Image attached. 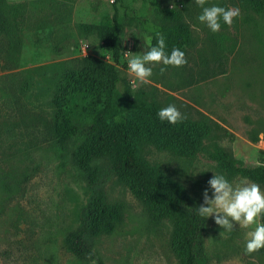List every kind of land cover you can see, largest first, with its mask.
Listing matches in <instances>:
<instances>
[{
	"label": "rangeland",
	"instance_id": "obj_1",
	"mask_svg": "<svg viewBox=\"0 0 264 264\" xmlns=\"http://www.w3.org/2000/svg\"><path fill=\"white\" fill-rule=\"evenodd\" d=\"M155 1L0 0V168L14 154L7 161L14 176L26 165L32 172L23 195L14 199L10 222L0 224V264H183L174 241L185 214L155 212L139 199L111 173L96 135L67 137L50 124L55 117L63 127L87 124L103 106L112 61L96 28L110 25L114 8L126 63L114 65L116 90L126 86L131 101L155 111L175 105L204 127L199 151L182 155L147 138L134 108L127 107L123 114L135 127V150L149 166L176 183L198 209L214 173L233 183L253 182L230 174L209 154L223 150L246 165H264V9L256 10L254 0H208L205 7L241 12L231 27L221 21L213 33L198 20L202 8L195 0H157L174 15ZM182 27L179 49L187 64L167 66L163 74L165 66L157 65L150 82L140 84L126 56L143 55L145 37L155 46L156 33L166 43L174 38L172 29ZM172 50L166 43V53ZM98 202L118 210L119 218L111 231L94 234L82 217ZM77 229L90 234L93 258L68 251L66 238ZM249 230L235 224L227 232L214 218H203V264H264V249L245 254Z\"/></svg>",
	"mask_w": 264,
	"mask_h": 264
},
{
	"label": "trees",
	"instance_id": "obj_2",
	"mask_svg": "<svg viewBox=\"0 0 264 264\" xmlns=\"http://www.w3.org/2000/svg\"><path fill=\"white\" fill-rule=\"evenodd\" d=\"M155 6L174 15L171 9L163 8L157 0ZM253 6L258 11L263 10L264 0H254ZM122 28L116 8L111 15L110 25L96 28L101 45L108 51L112 61V64L107 65L106 97L103 106L95 110L87 124H67L63 127L62 124H58L56 117L55 121L53 120L54 123L50 124L63 129L67 137L81 133L96 135L95 143L100 146L98 150H103L109 157L111 173L123 179L139 199L155 212L163 214L183 212L185 219L178 228L174 241L175 248L182 257L183 264H203L201 239L203 218L176 183L157 169L150 167L136 152L133 140L135 127L125 117L123 111L127 107L134 108L137 121L141 124L147 138L162 149L182 155H193L199 151L204 127L187 119L176 125L162 122L158 118V111L131 101V95L126 86L122 93L116 90V83L120 81V78L115 72L114 65L120 64L123 68L126 67V63L121 60L119 48ZM172 31L175 33L174 38L166 43L172 49L180 48L185 40V28H173ZM8 153L3 152V155L7 156ZM10 157H14V154H8L0 168V224L4 225L7 221L10 222L11 213L14 215V199L23 195L25 184L32 176L27 165L20 167L14 176V166L7 164ZM209 157L232 175H239L255 183L264 184L263 164L246 165L223 150L216 154H209ZM118 218V210L108 209L106 205L98 202L87 209L82 217V223L91 228L90 233L96 234L111 231ZM84 231L86 230L77 229L70 232L66 238V246L75 258L87 260V258H93L94 253L89 241L90 234ZM5 233L7 230H3L1 239L7 241L9 236H5Z\"/></svg>",
	"mask_w": 264,
	"mask_h": 264
},
{
	"label": "clouds",
	"instance_id": "obj_3",
	"mask_svg": "<svg viewBox=\"0 0 264 264\" xmlns=\"http://www.w3.org/2000/svg\"><path fill=\"white\" fill-rule=\"evenodd\" d=\"M207 2L208 0H195L196 5L202 8L198 20L213 33L220 31L221 21L231 27L234 19L241 15L238 7L227 9L216 5L205 7ZM156 37L155 46L152 45L151 36L143 39V47L146 49L143 55L126 56L128 68L140 84L150 82L153 67L157 65L165 66L160 68L163 74L167 66L179 68L187 64L184 51L174 48L169 55L165 51L164 36L156 33ZM157 115L162 122L166 121L173 125L187 119L172 104L161 108ZM207 184L209 187L203 190V203L198 206V214L205 219L214 218L215 223L227 232L233 231L235 224L242 229H250L246 234L245 254L264 249V223L260 222L261 216H264V190L260 185L247 180L233 183L224 175L216 173L207 181Z\"/></svg>",
	"mask_w": 264,
	"mask_h": 264
}]
</instances>
